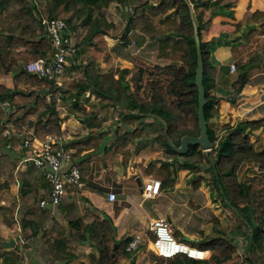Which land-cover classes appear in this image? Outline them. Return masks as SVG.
Listing matches in <instances>:
<instances>
[{
  "label": "trees",
  "instance_id": "obj_1",
  "mask_svg": "<svg viewBox=\"0 0 264 264\" xmlns=\"http://www.w3.org/2000/svg\"><path fill=\"white\" fill-rule=\"evenodd\" d=\"M36 1L42 7L41 10L29 0H0V76L12 74L14 82V90L0 84V101L8 100L11 104L9 110L0 108V133L11 130L26 137L32 131L34 138L45 141L48 136H62L57 112L58 97L65 99L73 91L79 96L93 85L103 98V107L116 108L117 102L122 99L120 94L115 99L113 90L110 87L103 88L98 82L99 72L93 63L101 58L106 62L110 60L105 50L107 32L103 29L109 4L117 2L122 5V14L128 12L126 8L131 10V5L129 0ZM138 1L141 10L136 15H130L123 37L126 38L133 30H139L157 42L158 52L153 64L139 62L130 81L131 86L126 88L129 90L132 87L133 90L123 100L122 107L128 114L124 115L123 125L115 132L116 152L123 156V162L127 164L132 156L129 147L142 134L138 127L144 120L154 119L160 127L156 140L164 145L166 151L160 166L151 162L143 168L145 175L161 181L163 189H170L177 181L179 170L174 166L179 163L181 169L192 171L193 184L199 189L201 182L206 180L201 174L212 172L222 204L239 217L238 225L231 228V232L239 234L244 226L247 227L251 236L244 249L256 257L241 260L236 256V240L224 234L204 241H188L192 247L211 251L212 255L208 259L194 260L184 255L174 258L157 256L156 264H264V150L257 149L251 139L254 131L264 127V119L241 121L233 125L230 118L222 126L227 132L226 136L217 144L218 137L211 122L222 117L221 100L212 93L216 86L211 78L214 66L210 52L204 49V43L205 117L214 147L212 153L208 154L201 146L195 145L190 146L187 154L180 155L169 147L165 135L168 127L172 142L180 145L184 136L198 138L201 134L199 90L196 85L198 54L191 7L194 9L201 42L203 32L225 33L223 28L230 26L233 32L238 33L246 25L253 26L247 34V44L233 48V56L239 61L236 70L239 71L260 61L258 54L264 50V11L251 12L249 9L236 24L222 23L215 26L209 14L230 8L231 0H158L151 4H148L149 0ZM41 14L48 19L66 21L65 37L74 39L77 47L75 58L87 56L89 59L88 64L84 65L85 80L57 85L28 74L23 69V64L55 56L53 42L39 20ZM253 36H256L255 42H251ZM248 54L252 57L244 62ZM261 71L264 72V69ZM246 78L247 74L228 75L227 83L239 94ZM230 101L235 103L236 100ZM102 136L86 139L78 145L90 147L92 143H99ZM96 146L98 144L94 148H98ZM1 148L5 152L0 153V214L4 215L3 198L5 194L11 193L8 166L24 157V141L10 136L4 139ZM76 157L72 155V160ZM246 165L258 167L262 171L250 186H246L240 178V171ZM78 167L84 176L82 165ZM18 179L22 236L26 239L41 237L55 261L69 263L76 257L74 252L78 245H89L95 248L98 255L97 261L94 258L91 264H136V258L126 251L130 238L118 240L117 228L110 216H105L103 220L95 217L88 224L82 219L68 223L57 220L49 208L41 206L43 201L51 200L50 182L35 167L19 172ZM70 191L77 192L76 189ZM51 222L53 225L48 228ZM150 239L154 242L156 237L150 234ZM3 242L0 239V246ZM116 245L119 247L114 253Z\"/></svg>",
  "mask_w": 264,
  "mask_h": 264
},
{
  "label": "crops",
  "instance_id": "obj_2",
  "mask_svg": "<svg viewBox=\"0 0 264 264\" xmlns=\"http://www.w3.org/2000/svg\"><path fill=\"white\" fill-rule=\"evenodd\" d=\"M40 9H42L41 6ZM249 9L251 12L264 11V0H231L230 8L212 12L211 18L215 26L222 23L236 24L243 19ZM126 10L128 11L129 8ZM109 13L107 19L110 22L109 19L112 17L109 18ZM118 15H122V13L118 12ZM252 27L246 25L238 33L233 32L230 26L226 27L227 30H223L225 33L207 34L203 32L202 43H204V49L210 52L214 66L211 78L216 85L215 94L221 100L222 117L215 120L219 127L228 122L230 118L233 120V125L241 121L254 122L264 119V72L261 71L264 69V50L258 54L260 60L258 63H251L244 70L239 71L237 69L234 73L230 70L232 64L237 65L239 62L233 56V48L247 44L249 37L247 34ZM125 39H135L143 48L142 55L136 58V61H147L148 55L158 52L156 41L140 31L130 32ZM255 41L256 36H253L251 42ZM238 51L240 50L238 49ZM119 54V60L110 57V60L106 62L101 58L96 61L95 66L99 72L98 82L102 84L103 88L110 87L113 92L118 91L117 94L122 96V99L117 102L116 108L108 109L101 106L103 98L97 93L93 85L87 87L86 91L79 96L76 95V91H73L72 95L65 99L57 98L62 135L66 138L72 155L77 156L72 162L77 166L82 165L84 184L80 191L68 192L64 202L53 214L57 220L65 223L82 219L87 224L93 222L95 217L103 220L105 216H110L117 228L118 240L130 238L131 241L134 237L139 236L143 239V245H147L150 250L153 242L150 239V234L155 236L150 231L153 222L163 217L168 218L172 225L174 224L173 218L178 223L179 220L181 222L186 220L184 211H188L187 203L184 200L180 203L175 202V198L179 196L180 189L177 186L179 178L192 171H178V178L174 186L170 189H163L160 196L150 198L146 195L144 184L155 178L147 177L143 168H146L151 162L160 166L163 153L166 151L154 142L158 136L159 125L151 118L144 120L138 127L142 130V134L129 147L132 156L127 164H124L123 156L116 152L115 132L119 126L123 125V117L128 113L122 105L123 100L132 92L126 88L130 86V80L135 70H128L129 68L126 66L123 71H119L117 67H121V63L124 61H128L121 56L124 55L123 52ZM251 57L250 54L245 55L244 62L249 61ZM152 60L154 59L152 58ZM88 62L87 56L75 58L74 55L61 78V83L85 80L84 65H87ZM26 64H23V69ZM239 73L247 74V78L244 80L242 92L236 94V90H232V85L227 83V76ZM105 80L109 81L110 86L105 83ZM0 84L14 90L13 75L0 76ZM114 98L119 97L116 95ZM230 99H235V103L231 102ZM100 135L103 136L99 143H92L90 147L78 145L86 139ZM220 136L223 140L226 134ZM251 139L257 149L264 150V127L254 131ZM96 144H98L96 146L98 148H94ZM2 146H4V139L0 141V148ZM22 156L27 157V152L24 151ZM17 163L8 166V173H11L9 182L13 183L18 193L20 189L19 172L29 171L33 167L31 163H27L22 166V169H19V163ZM175 165L174 167L178 166ZM260 174L257 167L246 165L240 171V178L246 186H250L254 178ZM111 193L116 194L115 201H110ZM177 194L178 196H175ZM15 196L17 197V194ZM8 198L12 200L11 196ZM6 199L3 200L6 202ZM17 201L21 211L22 203ZM12 205L10 204V208ZM177 208L182 210L179 217H176ZM4 220V216L0 214V239L5 241L3 243L13 239L16 241V246L3 248L1 244L0 264H63L55 261L41 237L26 239L22 236L20 229L16 236L10 232H2ZM52 225L53 222L47 227L50 228ZM248 230L247 228L245 231ZM248 238L249 236L245 237L246 243ZM74 254L76 257L71 262L64 264H91L94 258L95 261L98 258L95 248L89 245H78ZM131 255L136 258V264H140L141 258H145L142 247L137 253Z\"/></svg>",
  "mask_w": 264,
  "mask_h": 264
},
{
  "label": "built area",
  "instance_id": "obj_3",
  "mask_svg": "<svg viewBox=\"0 0 264 264\" xmlns=\"http://www.w3.org/2000/svg\"><path fill=\"white\" fill-rule=\"evenodd\" d=\"M38 10L40 5L36 0H29ZM39 20L44 26L46 33L49 35L55 48V56L53 58L40 59L36 62L27 63L24 70L31 75H36L42 79L61 85V78L66 72V68L70 64V59L76 55L77 47L73 37H65L67 23L62 19H48L40 15ZM107 37V52L114 60H119V54L116 52L117 46L122 45L126 51H134L135 55L142 53L143 48L139 46L135 39L127 40L125 38L113 39ZM124 61V60H123ZM122 61V62H123ZM128 65L134 66V62L124 61ZM232 73L236 71V65L230 66ZM11 104L8 100L0 101V108L9 110ZM2 123V121H0ZM15 136L24 141V149L27 157L21 159L19 169H22L27 163H31L39 174L43 176L52 186L51 200L43 201L41 206L49 208L53 213L64 202L68 195L69 189H76L77 192L83 186L82 173L77 165L72 162V152L67 147L65 137L48 136L45 141H40L33 137V132L23 134L15 131L5 130L0 133V141ZM144 192L148 197H156L162 194V182L151 179L144 184ZM117 198L115 193L109 196L110 201ZM155 234L156 240L152 242L150 248L155 250L156 254L164 258H174L178 255L187 256L194 260H205L211 257V251H205L200 248L192 247L184 242L177 240L171 231L172 224L166 218H160L153 222L150 228ZM143 245V239L139 236L134 237L127 245L126 251L129 254L137 253Z\"/></svg>",
  "mask_w": 264,
  "mask_h": 264
},
{
  "label": "rangeland",
  "instance_id": "obj_4",
  "mask_svg": "<svg viewBox=\"0 0 264 264\" xmlns=\"http://www.w3.org/2000/svg\"><path fill=\"white\" fill-rule=\"evenodd\" d=\"M157 1L158 0H149L148 4H151ZM129 3L131 5V10L129 8L128 12L122 15H118V12H120L121 14L123 11L122 5H120L117 2H113V3L111 2L109 4L106 10V14L108 15V12H110L109 18L110 17L112 18L109 19L110 22L106 18L107 20H105L103 24V29L107 32L106 36L112 37L113 39H117V38L119 39L121 37L124 38L123 34L127 28L128 21L130 20V15L132 14L136 15L139 12V10H141V7H142L138 0H129ZM142 11L144 10L142 9ZM209 15L211 16L212 13H210ZM224 30H227L226 27L224 28ZM136 31H139V30H133L134 33H136ZM105 40H106V47H105V50H106L107 43H108L107 37H105ZM116 52L118 54L123 52L125 56L124 55H121V56L125 57V60H128L129 62H134V66L128 65L126 62L121 63V67H117L119 71H123V69H125L126 66L129 68L128 70L136 69L139 62H144L146 64L151 65L154 63L155 56H156V53L150 54L148 55L149 58L147 61H142V60L136 61V58H139L142 55L143 51L141 54L135 55L133 50L131 52L126 51L122 45L117 46ZM152 58L154 60H152ZM96 64H97L96 62L93 63L94 66H96ZM105 83L110 86L108 80H106ZM130 86H131V83H130ZM130 90L131 91L133 90L132 87H130ZM117 93L118 91L117 92L114 91L115 95L113 97H115ZM212 93H214V96H216L215 89L212 91ZM57 112L59 115L60 112L58 110ZM127 114L125 115L127 116ZM215 120L216 119H214L211 122V127L216 132V135L218 137L217 144H219L222 140L220 135L226 134L227 132L223 130L222 128L223 125L219 127L216 124ZM159 132H160V127L157 132L158 135H159ZM154 142H156L160 147L162 146V148L166 150L164 145L159 144L157 140H154ZM0 151L5 152L2 148H0ZM22 158H20L19 161L17 160L19 164L21 163ZM17 161L14 163L15 165ZM152 163L155 164L154 162ZM176 164L178 165L177 167L179 171L187 170L183 168L181 169V167L179 166V163H176ZM258 170H259V173H262V171L259 168ZM187 171H191V170H187ZM201 175L205 176L206 180L201 182V187L199 189H196L192 181V172H188L186 173L185 176L182 175V177L180 174L181 178H179L178 184H177V186H179V189H180L179 190L180 197L178 196V194L175 195V196H178L175 198V202L180 203L184 200L187 203L188 211L183 210L186 213V215L184 216L186 217L185 221L183 220L181 222L179 220V223H178L177 220L173 218L174 224L172 225L173 228L171 229V231L174 233L175 238H177V240H180L181 242H184L190 245L188 242L189 240L204 241L210 237H218L221 235L223 236L225 234V236H228L229 238L236 240V246H237L236 256H238L241 260H246L247 258L255 259L256 257L252 253H250V251L246 252L244 249L245 243H246L245 237L251 236L250 230L245 231L247 230V228L244 226L239 234L238 233L235 234L231 232L232 231L231 228L236 227L238 225L239 217L233 214L232 210H230L228 207L226 208L222 204L221 202L222 200L219 196L218 189L213 181L212 172L210 171L204 172ZM10 184H11V193L5 194L4 198H7L6 202L4 200L2 202V206L5 207L4 209L6 210V212L3 215L5 220L4 222H2L1 230L2 232H7V233L10 232L13 236H16L19 233V229H20L19 213L21 211H20V208L18 206V201H17V200L20 201L19 199L20 196H18L19 192L17 193L18 190L13 185V183H10ZM15 194H17V197L15 196ZM8 195L11 196L12 200H14L15 203L14 201L13 203H11L12 200L8 198L10 197ZM10 204H13L11 208H10ZM181 211L182 210L180 209L177 210L176 217L180 216ZM0 228H1V225H0ZM141 247L143 248V253L145 254V258H141L139 263L140 264H156V257L158 255L156 254L155 250L154 249L152 250L151 248L149 250L147 245H142ZM92 264H96V263H92ZM245 264H250V263H245Z\"/></svg>",
  "mask_w": 264,
  "mask_h": 264
},
{
  "label": "water",
  "instance_id": "obj_5",
  "mask_svg": "<svg viewBox=\"0 0 264 264\" xmlns=\"http://www.w3.org/2000/svg\"><path fill=\"white\" fill-rule=\"evenodd\" d=\"M191 16L194 24V30H195V41H196V47H197V54H198V67H197V76H196V85L199 90V121H200V129L201 134L198 138L191 137V136H184L181 140L180 145H176L172 142L168 127H166L165 135L167 138V142L169 147L176 153L180 155H185L189 152L190 146H201L202 149L207 152L208 154L212 153L213 150V143L209 136V126L208 122L205 117V106L207 104L206 99V88L204 85V60H203V50H202V42L199 36V30L198 25L195 21V13L193 7H191ZM171 222V221H170ZM16 246L15 240H10L7 243H3V248H14ZM119 245H116L114 248V253L118 250Z\"/></svg>",
  "mask_w": 264,
  "mask_h": 264
},
{
  "label": "clouds",
  "instance_id": "obj_6",
  "mask_svg": "<svg viewBox=\"0 0 264 264\" xmlns=\"http://www.w3.org/2000/svg\"><path fill=\"white\" fill-rule=\"evenodd\" d=\"M162 193H163V188H162Z\"/></svg>",
  "mask_w": 264,
  "mask_h": 264
}]
</instances>
